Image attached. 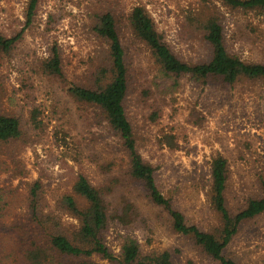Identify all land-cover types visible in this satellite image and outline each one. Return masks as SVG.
Listing matches in <instances>:
<instances>
[{
	"label": "rangeland",
	"instance_id": "374dc122",
	"mask_svg": "<svg viewBox=\"0 0 264 264\" xmlns=\"http://www.w3.org/2000/svg\"><path fill=\"white\" fill-rule=\"evenodd\" d=\"M27 3L0 0V30L8 35L22 30ZM204 5L216 7L231 54L247 62H264V11L233 10L219 0H40L35 20L25 29L22 40L10 55L0 58V110L25 116L33 104L39 105L45 128L38 143L10 151L18 154L16 160L23 161L29 173L14 179L15 171L0 170V205L7 196L4 190L21 188L39 177L46 198L54 205L56 197L71 191L79 173L94 183L117 176L114 198L120 201L122 196L128 197L136 204L141 221L128 231L144 251L169 250L175 264H186L188 259L196 264H221L190 237L174 231L169 214L151 203L144 189L127 176L129 158L107 122L68 93L73 83L87 84L96 75L98 61L107 48L94 31L95 15L113 13L137 62L136 83L126 101V111L139 151L156 167L162 193L174 200L187 221L215 232L219 216L207 196L213 158L223 155L228 160L227 202L232 210L241 208L249 196H263L264 80L243 79L232 86L218 82L202 85L183 78L178 92L167 96L155 93L146 101L142 86L157 70L149 52L141 46L139 51L138 43L128 39L130 33L125 27L130 11L143 6L178 57L188 63L203 62L208 59L210 46L200 31H194L190 16ZM54 47L60 50L64 77L41 70ZM28 84L34 93L29 99ZM154 111L160 113L156 122L150 119ZM6 153L0 143V164L4 158L10 162ZM109 162L113 163L107 172L102 164ZM15 214V208L11 213L0 208V264H20L14 232L7 228ZM124 232L114 225L109 230L107 241L116 254ZM224 255L237 264H264V213L242 224ZM93 259L99 264H113L99 256Z\"/></svg>",
	"mask_w": 264,
	"mask_h": 264
},
{
	"label": "trees",
	"instance_id": "16d2710c",
	"mask_svg": "<svg viewBox=\"0 0 264 264\" xmlns=\"http://www.w3.org/2000/svg\"><path fill=\"white\" fill-rule=\"evenodd\" d=\"M219 1L233 10L264 11V0ZM39 4L40 0H28L26 23L22 30L11 35L0 30V58L10 55L17 47L25 29L34 22ZM117 23L111 12L95 15L94 31L104 40L106 54L98 61L96 75L87 84L73 83L68 93L75 101L90 106L96 117L107 122L129 158L127 176L144 189L151 203L169 214L174 231L190 237L205 254L221 264H237L224 255V250L244 222L264 213V179L260 180L263 196H249L241 208L232 210L227 202L230 166L226 157L217 155L211 163L207 196L219 216V226L212 232L187 221L174 200L162 193L156 179V167L139 151L134 126L126 111V101L136 83L134 70L137 62L130 52L131 47L124 43ZM190 24L196 33L200 31L203 34L210 46L208 59L203 62L188 63L178 57L145 7L136 6L125 17V27L130 33L128 39L139 44V51L143 48L149 52L148 57L157 70L150 80H145L148 83H143L141 94L144 100L149 101L155 93L167 96L178 92L183 78L202 85L218 82L232 86L243 79L264 80V62H247L228 51L223 20L215 6H202L200 11L190 16ZM41 70L52 76L64 77L59 48L52 49ZM28 86L26 97L29 99L34 93L32 85L28 84L26 88ZM27 112L23 116L0 110V143L10 159V162L2 159L0 170L15 171L14 179H23L29 172L23 161L16 160L18 154L10 151L24 150L38 143L45 128L39 105L33 104ZM159 116L160 113L154 111L150 119L156 122ZM112 163L102 164V168L110 172ZM118 184L117 176L94 183L87 175L79 173L71 191L56 197L54 205L45 196L41 177L25 182L21 188L4 190L7 196L0 208L8 213L12 208L16 209L15 218L7 228L14 232L12 239L20 264H99L94 256L113 264H175L169 250L144 251L138 239L129 233L141 221V215L134 201L128 197L122 196L120 201H116L114 193ZM112 225L125 230L118 254L107 241ZM186 264L196 263L188 259Z\"/></svg>",
	"mask_w": 264,
	"mask_h": 264
}]
</instances>
